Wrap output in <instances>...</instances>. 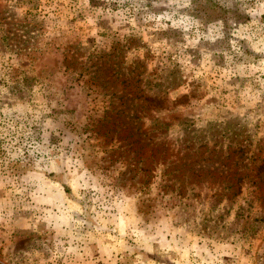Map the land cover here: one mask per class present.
I'll list each match as a JSON object with an SVG mask.
<instances>
[{"label":"rangeland","instance_id":"374dc122","mask_svg":"<svg viewBox=\"0 0 264 264\" xmlns=\"http://www.w3.org/2000/svg\"><path fill=\"white\" fill-rule=\"evenodd\" d=\"M0 264H264V0H0Z\"/></svg>","mask_w":264,"mask_h":264},{"label":"trees","instance_id":"16d2710c","mask_svg":"<svg viewBox=\"0 0 264 264\" xmlns=\"http://www.w3.org/2000/svg\"><path fill=\"white\" fill-rule=\"evenodd\" d=\"M229 186H231L232 184L230 183V184H228Z\"/></svg>","mask_w":264,"mask_h":264}]
</instances>
